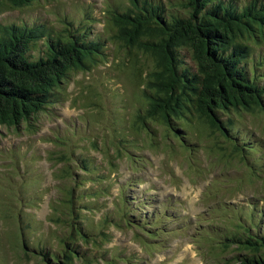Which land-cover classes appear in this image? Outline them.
Here are the masks:
<instances>
[{"label": "trees", "instance_id": "1", "mask_svg": "<svg viewBox=\"0 0 264 264\" xmlns=\"http://www.w3.org/2000/svg\"><path fill=\"white\" fill-rule=\"evenodd\" d=\"M37 1L0 0V14L4 8L22 10ZM129 2L126 10L107 11V30L91 39L86 29L70 21H60L59 32L41 23L0 24V128L35 134L38 115L65 102L73 76L107 64V45L114 43L128 56L141 103L128 123V135L117 137V142L141 137L145 130L156 140L149 122L160 129L163 141L180 138L183 150L193 147L182 138L190 130L215 136L223 145L214 147L228 149L252 182L259 181L258 189L245 206L218 204L222 223L203 224L198 218L190 222L181 217L176 200H159L146 192L135 197L132 188L142 180L130 178L119 185L114 213H103L94 224L87 215L99 211L97 199L109 194L117 161L133 155L112 140L102 147L93 142L92 150L102 156L106 169L84 153L49 154L64 166L57 178L66 182L47 218L55 228L53 244L40 237L28 240L26 232L37 225L21 208H35L42 197L24 192L16 198L19 212L0 209V259L10 253L19 263L128 264L126 256L102 247L114 228L131 230L146 253L166 250L177 234L188 237L204 264H264V154L258 161L250 159L263 143L238 131L234 122L235 115H264V86L254 77L255 69L248 68L253 48L264 45V0ZM39 43L43 51L34 57L30 53ZM182 51L191 65L182 60ZM137 54L150 65L137 67ZM261 65L258 59L256 66ZM148 146L153 149V142Z\"/></svg>", "mask_w": 264, "mask_h": 264}, {"label": "rangeland", "instance_id": "2", "mask_svg": "<svg viewBox=\"0 0 264 264\" xmlns=\"http://www.w3.org/2000/svg\"><path fill=\"white\" fill-rule=\"evenodd\" d=\"M235 1L241 3L243 0ZM130 6L129 0H38L22 10L4 8L0 24L41 23L59 32L62 29L60 21H70L74 26L86 29L91 39L107 30V11L126 10ZM107 47L108 63L73 76L68 82L65 102L54 104L38 115L35 134L0 128V209L19 212V206L15 204L18 195L24 192L41 195L42 200L35 208H21V212L33 217L37 225L26 235L29 241L34 242L40 237L48 242V246L53 244L55 228L47 218L50 205L60 197L58 192L66 182L61 183L57 178L64 166L57 164L56 158H49V154L56 157L60 153H84L100 163L102 156L92 150L91 143L102 147L110 140L124 145L121 148L133 156L117 161V172L110 174L114 184L109 194L97 199L99 211L87 215L94 224L103 213H114L119 185L130 178L142 180L137 188H132L135 197L146 192V196H155L159 200H176L175 211L190 222L198 218L203 224L209 221L222 223L224 215L218 204L245 206L258 189L259 181L252 182L248 171L228 149L214 147L223 145L216 143L215 136L196 130L194 134L190 130L182 138L193 147L183 150L180 138L170 137L163 141L160 129L149 122L150 130L156 132V140L145 130L141 137L125 143L117 142V137L128 135V123L141 103L137 100L138 90L133 84L134 72L128 56L118 50L117 44ZM42 51V43H39L30 54L37 57ZM253 51L248 68L250 71L255 69L254 77L264 86V45L253 48ZM136 56L137 67L150 65L143 55ZM181 58L185 64L191 65L186 52H181ZM258 59L262 61L261 67L256 66ZM234 122L238 131H247L263 143L250 157L258 161L264 154V115H235ZM52 136L61 143L55 142ZM151 142L153 149L148 146ZM101 164L106 169V162ZM88 187L90 184L84 185V188ZM193 228L188 234L193 233ZM108 231L110 241L102 246L103 249L113 255L126 256L130 261L128 264H204L188 237L180 239L176 234L166 250L146 253L131 230L110 228ZM5 256L0 259L6 260L5 264H35L34 260L16 262L10 253Z\"/></svg>", "mask_w": 264, "mask_h": 264}]
</instances>
